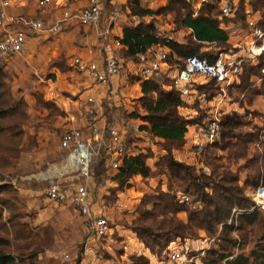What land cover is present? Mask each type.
<instances>
[{"label":"rangeland","instance_id":"374dc122","mask_svg":"<svg viewBox=\"0 0 264 264\" xmlns=\"http://www.w3.org/2000/svg\"><path fill=\"white\" fill-rule=\"evenodd\" d=\"M139 1L146 8L157 9L168 0ZM215 1H230L236 5L237 12L235 16L222 15L217 6L213 16L218 21L222 18L230 40L226 45L215 44L211 51H236L239 50L236 44L247 49L243 43L250 39L252 31L248 19L256 21L257 27L264 31V6H256V0ZM128 9L131 23L142 19L132 15ZM247 9H253L254 14L248 15ZM121 10L126 12L127 8L123 6ZM175 18L174 12L155 16L158 31L164 35L174 34L176 40L188 42L190 33L188 30L181 32L183 29L178 28ZM151 19L146 17L144 20ZM202 46L211 47L209 44ZM75 56L65 48H62V52L37 49L25 55L13 56L6 62L0 61L7 72L14 96L27 103V119L20 123L21 128L6 130L0 135V185L13 188L11 192L2 194L6 204L3 206L0 236L7 239L5 251L14 255L18 264H88L83 253L93 233L86 226L85 218L82 219L83 215L74 211L76 209L72 205L67 209L56 206L45 194L50 181L48 177L60 176L70 169L69 161L65 160L67 151L61 148L62 135L67 130L78 128L87 139L90 136L93 138L85 111V91L88 89L83 84L84 77H77L84 73L73 63ZM153 56L151 53L147 58ZM258 61H264V54L248 60L241 77L229 84H217L201 76L192 78L187 85V92L180 91L184 106L179 108V112L193 123L189 126L185 143L172 151L176 161L194 168L196 175L200 176L198 182L203 183V180L205 184L213 179L216 181L214 184L241 189L243 196L249 198L250 202L254 201L255 193L264 188V81L262 83V78L253 76L250 69ZM128 62L124 68L127 77L117 81L115 93L110 92L113 88L111 85L105 89L106 92L97 88L95 93L101 98L97 109L103 119L104 129L100 141L102 144L98 146L96 141L91 142L93 162L90 176L66 175L57 182L68 190L78 184L87 185L94 209L106 216L108 233L101 238L91 239L89 244L102 263L174 264L169 261L170 248L190 244L187 251L189 262L185 264H204L210 249L224 250V246L232 248L231 242L218 239L221 227L215 235L195 227L184 235L172 233L168 236L171 241L165 247L155 246L158 240L153 236L149 237V246L138 234L151 227L157 229L163 221L172 218L176 222L188 224L189 212H166L163 216L153 206L160 192L170 193L176 200L184 194L188 195L190 210L201 207V202L196 201L192 187L190 189L165 167L164 157L168 153L164 141L144 131L141 128L144 124L142 118L133 115L145 112L139 101L142 88L133 85L141 83L132 82L140 76L135 74L134 68L128 67ZM142 62L139 57L136 60L137 67ZM55 64L64 67L60 69ZM260 74L261 71L258 72ZM170 75L173 72L162 73L156 80L166 81L167 89H177ZM199 86H204L203 90L200 91ZM227 116L237 121L233 129L224 130L223 121ZM213 122L220 124V134L200 151L195 145L197 135L202 127ZM114 125L123 130L132 151L141 149L151 154L147 163L154 174L148 178L141 175L133 177L129 187L120 188L115 180L118 171L105 161L108 130ZM214 184L204 191L213 194L211 187ZM145 209H154L152 219L144 215ZM249 210H254V207ZM243 211L239 208L233 210L232 216L236 221L238 213ZM258 211L260 215L254 224H245L239 230L240 222L235 223L236 228L230 236L237 240L236 247L232 249L234 257L244 254L250 256L252 261V252H258L264 246V209ZM48 227L51 228L48 230L51 236L46 235L45 229ZM157 233L162 239L161 235L166 231L159 230ZM64 255H69V259Z\"/></svg>","mask_w":264,"mask_h":264},{"label":"trees","instance_id":"16d2710c","mask_svg":"<svg viewBox=\"0 0 264 264\" xmlns=\"http://www.w3.org/2000/svg\"><path fill=\"white\" fill-rule=\"evenodd\" d=\"M106 2L109 3L108 0ZM255 2L256 6L261 4L264 6V0H256ZM124 6L130 8L132 15L142 18L137 23L124 26L122 36H117V39L124 46L123 55L126 62H136L139 57L148 55L154 46L162 45L167 46L170 50V63L179 68H184L185 63L182 59L189 56L197 55L201 58H214V51L203 49V44L211 46L215 44L226 45L230 40V34L225 29L222 18L220 17V21H218V18L213 16L214 11L219 7V2L204 3L197 13L188 0H168L165 5L157 9L146 8L141 5L139 0L127 1ZM254 8L256 9L255 6ZM172 12L176 14L175 23L179 29L191 30L188 42L170 39L168 35L158 31L154 17ZM146 17H152L153 19L145 21ZM54 66L60 69L64 67L60 64ZM263 68L264 61H258L250 68L253 76L262 78V83L264 81ZM259 71H261L260 75H258ZM7 78V72L4 66L0 64V135L6 130L21 128L20 123L27 119L25 108L27 103L24 99H18L14 96ZM242 80L244 81V78ZM132 82L141 83L142 95L139 101L145 112L141 115L139 113L133 115L142 118L144 124L141 128L144 131H148L164 141L165 150L168 153L164 157L165 167H167L170 174L184 181L190 189L193 188V193L197 197L196 201L201 202V207L190 210V201H183L180 197L176 200V197L170 193L160 192L155 197L156 202L153 206L158 208L163 216L166 212L171 214L189 212L188 224L176 222L172 218L169 221H163L157 229L151 227L146 231H139L140 237L150 246L149 237L153 236L158 240L154 244L155 246L165 247L171 241L168 236L172 233L178 236L184 235L190 229V232L193 231L192 228L195 227L206 230L210 235H215L221 227L222 232L218 239L231 242L233 244L232 248L224 246V250L210 249L207 251L208 255L204 260V264H264V246L261 247L260 251L252 252V261L250 256L244 254L234 257L232 251L237 244V240L230 237L232 231L236 228L235 223L240 222L238 229L242 230L245 224H254L260 215L258 211L260 209L255 207V202H250L249 198L244 197L241 189L214 184L216 181L213 179H209L210 181L205 184L203 180H201L203 183L198 182L200 176L196 175L194 168L178 162L172 157L173 149L181 147L185 143L189 126L193 123L179 112V108L184 106L181 92L175 88L167 89L165 87L166 81L160 82L156 78L144 79L140 76L133 79ZM198 88L201 91L204 86ZM6 123H10V125ZM223 124L224 130L227 128L233 129L236 127L237 121L234 117L227 116ZM150 157V153L140 149L137 154L129 156L123 161L115 178L120 188L131 186L130 180L137 175L148 178L154 174L147 163ZM210 184H214L211 187L213 194L204 191ZM12 190V187L5 184L0 185V229L4 214L3 206L6 204L2 194L9 193ZM251 207H254V210L250 211L249 208ZM236 208L244 210L242 213H238L237 221L232 216V212ZM153 211L154 209L150 211L145 209L143 213L147 218L152 219L154 216ZM45 230L46 235H50L48 230H51V228L48 227ZM159 230L166 231L164 235H161L162 239L157 235ZM7 243V239L0 236V264H18L17 258L5 251Z\"/></svg>","mask_w":264,"mask_h":264},{"label":"built area","instance_id":"2783aa9c","mask_svg":"<svg viewBox=\"0 0 264 264\" xmlns=\"http://www.w3.org/2000/svg\"><path fill=\"white\" fill-rule=\"evenodd\" d=\"M53 0H37L39 8L44 9ZM197 13L204 3L216 2L215 0H188ZM106 0H88V4L82 8H76L73 2L66 3L62 9V16L59 20L45 24L39 19H27L23 16L10 12L12 0H0V61H8L16 55H25L30 52L29 37H33L40 32L57 34L75 22L82 25H96L101 22ZM219 8L222 15L235 16L237 7L230 1H220ZM247 14H254L253 9H247ZM115 17V12L111 14ZM251 26L250 39L245 41L246 48L236 45L239 50L234 51L217 49L214 51V58H201L197 55L189 56L182 61L184 68L172 65L169 61V48L167 46L156 45L148 55H143V60L139 71L135 74L141 78H157L161 74H169L175 82L177 90L182 93L187 92V85L193 77L201 76L208 80H214L217 84H229L239 79L244 72L245 64L248 60H253L264 52V31L257 27L256 21L248 19ZM170 39H175L174 34L168 35ZM117 50H111L106 56H94V50H89V57L78 56L73 63L85 74V77L98 89L109 88L111 93H115V86L119 79L125 80L126 60L123 55V44L115 38ZM214 46V45H213ZM213 48V47H212ZM251 49V51H250ZM213 50V49H211ZM153 53L154 56L147 58ZM130 63H136L129 61ZM264 74V68L262 69ZM106 92V91H105ZM101 92H99L100 95ZM101 100L98 94L86 97V118L88 127L93 133V138L85 137L84 132L78 128L67 130L61 138V148L67 151L65 160L69 161L70 169L62 175L49 178V185L45 190L46 197L58 207L72 205L76 211L85 217V224L93 235L86 243L84 251L88 264H104L97 252L89 244L91 239L101 238L108 233V220L102 211H96L93 207L91 194L87 185L78 184L74 189L68 190L57 182L66 175L90 176V167L93 162V154L90 151L91 142L96 141L98 146L102 143V132L104 122L97 109L98 101ZM109 139L105 143V161L113 170L118 171L123 161L139 152L132 151L128 145L120 126H112L108 130ZM220 134V124L210 123L205 128H201L195 141L196 148L202 151L209 142H214ZM183 201H190L188 195L180 197ZM255 207L264 209V188L254 197ZM190 246V244H187ZM188 246L171 247L170 262L185 264L188 261ZM69 259V255H64ZM83 259V260H84ZM194 257H192L193 261Z\"/></svg>","mask_w":264,"mask_h":264},{"label":"crops","instance_id":"0c3cea01","mask_svg":"<svg viewBox=\"0 0 264 264\" xmlns=\"http://www.w3.org/2000/svg\"><path fill=\"white\" fill-rule=\"evenodd\" d=\"M69 2H73L78 9L88 4V0H53L46 8L41 9L37 5V0H12L10 12L27 19H39L45 24H50L61 18L62 9ZM108 2V4L107 2L105 3V9L100 23L86 26L75 22L57 34L40 32L32 38L30 37V50L37 51L39 49L41 51L52 49L54 51L56 50V52H62V48H65L75 54V57H89V50H94V56H106L111 50L116 51L117 47L114 44L115 38L122 36L124 26L131 24L130 17L127 15L129 9L127 8L126 12L121 10L126 5L127 0H108ZM112 12H115V17L111 15ZM185 30H188L189 33L191 32L189 29H183L181 32H186ZM50 38L54 40L52 41ZM178 41L184 42V40ZM211 48L212 46L203 49L211 50ZM41 54L44 53L41 52ZM127 65L129 68H134L135 73L139 71L140 67H137L138 64L128 62ZM77 77H84L83 84L88 89L85 91L87 96L95 94L98 91V87L91 83L85 77V74ZM133 85L141 88L140 84ZM68 206L71 207V205H67L61 208L67 209ZM81 218L83 219L85 217L82 216Z\"/></svg>","mask_w":264,"mask_h":264}]
</instances>
